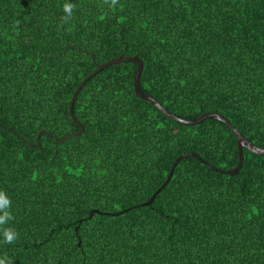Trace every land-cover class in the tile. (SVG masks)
Here are the masks:
<instances>
[{"label": "trees", "instance_id": "obj_1", "mask_svg": "<svg viewBox=\"0 0 264 264\" xmlns=\"http://www.w3.org/2000/svg\"><path fill=\"white\" fill-rule=\"evenodd\" d=\"M121 55L170 112L220 113L264 148V0H0V191L18 233L0 234V259L264 264V155L213 169L240 159L225 123L137 96L135 61L91 76L72 118L81 81ZM187 152L203 161L180 160L142 205Z\"/></svg>", "mask_w": 264, "mask_h": 264}, {"label": "water", "instance_id": "obj_2", "mask_svg": "<svg viewBox=\"0 0 264 264\" xmlns=\"http://www.w3.org/2000/svg\"><path fill=\"white\" fill-rule=\"evenodd\" d=\"M123 61H135L138 63V68L135 72V76H134V89H135V92L137 94V96L143 98V99H146L150 102H152L159 110H161L162 112H164L168 117H170L171 119L179 122V123H182V124H185V125H195V124H198V123H201L203 121H205L206 119H209V118H213V119H217V120H220L222 121L223 123H225L228 128L237 136V143H238V149H239V162L237 164V166H235L234 168L232 169H228V170H223V169H218V168H215L214 166H212L209 162H206L207 164H210L211 167L221 173H228V174H236L239 172V170L242 168L243 166V162H244V151L243 149L244 148H247L248 150H250L251 152L255 153V154H259V155H264V148L262 147H259L258 145H256L252 140H250L248 137L244 136L242 134V132H240L231 122L230 120H228L224 115L220 114V113H217V112H206L204 113L202 116L198 117V118H195V119H185V118H181L177 115H175L174 113L170 112L167 108H165L156 98H154L153 96L151 95H148L146 93H144L140 87V77H141V74H142V71H143V61L142 59L137 56V55H133V56H124V55H121L117 58H114L108 62H105L103 64H100L98 65L97 69L95 71H93L90 75H88L86 78H84L81 83L79 84V86L76 88V90L74 91L73 95H72V98L70 100V114L72 116L73 119H75L74 117V114H73V105H74V102L76 100V97L80 91V89L86 84V82L89 80V78L91 76H94L96 75L98 72H100L102 69H104L105 67L109 66V65H112L114 63H119V62H123ZM77 124L81 127V129L78 131V132H74V133H71V134H68L66 135L64 138L62 139H56L58 142H63L65 141L66 139L74 136V135H79L81 133L84 132V127L79 123L77 122ZM38 148H41V143H40V136L38 135ZM187 156H195L197 158H199L200 160L203 161V159L200 157V155L196 152H187V153H184L182 155H180L178 158H176L172 164V167H171V170L165 180V182L162 184V186L160 188H158L154 194L151 196V198L144 202L142 205H150L153 201H154V198L155 196L162 190V188L170 181V179L172 178L173 174H174V170H175V167L176 165L178 164V162L180 160H182L183 158L187 157ZM94 211H97L99 212V210H94ZM94 211L91 212L90 216H92L94 214Z\"/></svg>", "mask_w": 264, "mask_h": 264}, {"label": "clouds", "instance_id": "obj_3", "mask_svg": "<svg viewBox=\"0 0 264 264\" xmlns=\"http://www.w3.org/2000/svg\"><path fill=\"white\" fill-rule=\"evenodd\" d=\"M104 4L109 5L111 8H115L119 4V0H103ZM76 6L74 4L65 2L63 5L62 22L68 23L72 18L73 9ZM11 200L4 194L3 191H0V234L3 235L4 242L11 244L18 239V233L14 228L8 226V222L13 220V214L11 212ZM0 264H13L10 258L0 259Z\"/></svg>", "mask_w": 264, "mask_h": 264}]
</instances>
